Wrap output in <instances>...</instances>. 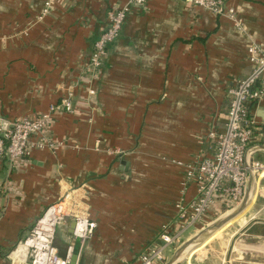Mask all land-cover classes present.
<instances>
[{
    "label": "crops",
    "instance_id": "0c3cea01",
    "mask_svg": "<svg viewBox=\"0 0 264 264\" xmlns=\"http://www.w3.org/2000/svg\"><path fill=\"white\" fill-rule=\"evenodd\" d=\"M46 1L0 0V116H35L70 94L75 111L52 116L45 134L54 148H34L17 167L0 160V261L71 187L88 194L97 227L83 244L73 220L59 226L60 252L72 244L76 264H136L164 224L179 227L176 204L196 195L185 166L213 151L208 133L224 129L226 89L253 68L249 43L264 48V0H227L244 30L188 0L133 4L95 71L94 42L128 0H50L45 13ZM251 111L262 131L253 157L264 161V97ZM227 213L217 201L163 264ZM176 264H264V179L240 215Z\"/></svg>",
    "mask_w": 264,
    "mask_h": 264
},
{
    "label": "built area",
    "instance_id": "2783aa9c",
    "mask_svg": "<svg viewBox=\"0 0 264 264\" xmlns=\"http://www.w3.org/2000/svg\"><path fill=\"white\" fill-rule=\"evenodd\" d=\"M146 1L128 0L109 11L108 24L94 42L88 70L95 71L102 65L108 47L121 35L131 5ZM188 1L215 15L230 18L237 29L244 30L243 18L227 0ZM50 5L51 1H46L45 13ZM247 58L253 67L251 72L226 89L228 107L224 129H212L208 133L213 151L206 156L198 155L194 163L185 166L186 183H194L197 192L190 201L176 204L179 227L174 230L172 224H164L159 243L149 245L136 264H163L167 248L178 246L182 234L196 225L217 201L231 211L243 200L247 182L245 155L255 137L262 135L261 127L251 111L252 103L264 97L262 45L249 43ZM90 92L94 93V90ZM71 95L35 116L24 115L13 121L0 116V160L7 159L17 167L34 148H54L56 145L46 136L45 130L54 114L75 111ZM253 154L249 158V168L254 179L260 181L264 179V161L254 158ZM88 199L86 191L67 188L35 220L27 237L8 255V262L0 261V264H70L75 252L74 245L70 244L62 254L55 245L57 229L71 219L75 223L73 235L83 244L89 240L97 223L90 217Z\"/></svg>",
    "mask_w": 264,
    "mask_h": 264
},
{
    "label": "water",
    "instance_id": "95a60500",
    "mask_svg": "<svg viewBox=\"0 0 264 264\" xmlns=\"http://www.w3.org/2000/svg\"><path fill=\"white\" fill-rule=\"evenodd\" d=\"M259 149H261V145H254V146H251L246 152L245 164L247 166V169H246L247 182H246V189H245L244 198L241 201V203L237 207L232 209L229 213L225 214L224 216L220 217L219 219H217L213 223H211L208 226L204 227L195 236H193L192 238H190L189 240L184 242L176 250L175 255L165 264H176L177 261L184 254V252L190 246H192L193 244L201 241L202 239H204L205 237L209 236L210 234H212L216 230L222 228L223 226H225L226 224L231 222L234 218H236L238 215H240V213H242L246 209V207L248 205V202H249V200H250V198L252 196L253 189H254V182H255L253 173H252L251 169L249 168V158H250V155L253 152H256ZM74 225H75V223L73 222L71 231H73ZM76 260H77V254H74L70 264H76Z\"/></svg>",
    "mask_w": 264,
    "mask_h": 264
},
{
    "label": "rangeland",
    "instance_id": "374dc122",
    "mask_svg": "<svg viewBox=\"0 0 264 264\" xmlns=\"http://www.w3.org/2000/svg\"><path fill=\"white\" fill-rule=\"evenodd\" d=\"M230 212V211H229Z\"/></svg>",
    "mask_w": 264,
    "mask_h": 264
}]
</instances>
